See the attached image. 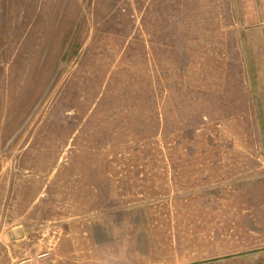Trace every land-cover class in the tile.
<instances>
[{
	"label": "rangeland",
	"instance_id": "obj_1",
	"mask_svg": "<svg viewBox=\"0 0 264 264\" xmlns=\"http://www.w3.org/2000/svg\"><path fill=\"white\" fill-rule=\"evenodd\" d=\"M261 247L264 0H0V264Z\"/></svg>",
	"mask_w": 264,
	"mask_h": 264
},
{
	"label": "crops",
	"instance_id": "obj_2",
	"mask_svg": "<svg viewBox=\"0 0 264 264\" xmlns=\"http://www.w3.org/2000/svg\"><path fill=\"white\" fill-rule=\"evenodd\" d=\"M229 264H264V247L221 255Z\"/></svg>",
	"mask_w": 264,
	"mask_h": 264
}]
</instances>
